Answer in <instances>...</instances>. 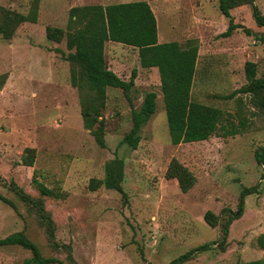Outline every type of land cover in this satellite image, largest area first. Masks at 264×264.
I'll list each match as a JSON object with an SVG mask.
<instances>
[{
	"label": "rangeland",
	"instance_id": "1",
	"mask_svg": "<svg viewBox=\"0 0 264 264\" xmlns=\"http://www.w3.org/2000/svg\"><path fill=\"white\" fill-rule=\"evenodd\" d=\"M132 1L150 5L161 41L199 40L192 97L220 107L235 124L232 116L240 105L249 123L243 133L173 146L157 70L142 68L135 49L108 44L109 69L125 81L135 69L136 90L129 102L119 89H107L102 112L107 122L105 147L95 143L83 127L78 93L68 80L65 43L48 41L45 29L65 28L73 6ZM35 2V24H22L11 40L0 36V76L7 75L0 91V195L12 203L0 200V239L23 230L44 257L65 259L50 249L35 213L9 187L14 183L37 196L39 183L65 194L59 199L45 197V207L55 223L56 240L71 246L78 264H168L216 241L219 225L208 227L205 212L222 216L223 209L235 211L241 190L256 185L258 192L244 198L242 216L229 226L226 251L212 249L186 264L263 260L264 251L256 247L255 239L264 234V166L257 164L254 154L264 150V116L245 95L224 101L207 97L243 86L246 62L258 65V76L264 73V43L255 37L264 36V27L256 26L250 9L243 6L231 14L234 23L252 35L237 29L224 37L228 22L217 9L218 0H0V5L27 14ZM254 2L264 14V0ZM148 91L157 94L156 110L133 150L122 139L131 128V109L139 108ZM249 111L258 114L252 117ZM28 148L35 153L32 167L22 165ZM115 157L124 162L125 198L102 187L90 189L91 179H102L105 163ZM172 157L196 179L187 193L180 191L176 180L164 178ZM30 257L22 247H0V264H25Z\"/></svg>",
	"mask_w": 264,
	"mask_h": 264
},
{
	"label": "trees",
	"instance_id": "2",
	"mask_svg": "<svg viewBox=\"0 0 264 264\" xmlns=\"http://www.w3.org/2000/svg\"><path fill=\"white\" fill-rule=\"evenodd\" d=\"M38 4L35 2L27 14L10 10L0 5V36L11 40L17 29L24 23L37 22ZM250 9V14L257 27H264V14H261L254 0H218L217 9L227 20V29L222 36H230L237 29H242L247 35H252L250 29L235 24L231 12L240 7ZM46 39L54 43H65L68 50L65 59L69 65V81L71 87L78 93L80 116L85 130L94 138L95 143L105 147L106 120L103 110L107 100V89H119L124 97L131 102L130 93L135 91L136 71L133 69L128 80L121 79L107 65L104 47L106 42H114L132 47L137 51L139 64L142 68H156L159 76V89L162 95L166 113L170 143L177 146L182 143H193L208 140L213 136L232 137L243 133L249 123L242 114V108L237 107L235 115L238 123L226 118L220 107L206 105L193 99L192 88L197 72L199 40L192 38L183 42H158L157 21L150 5L146 1H132L109 4H90L73 6L68 11L65 28L47 26ZM264 43L263 35H256ZM258 65L254 62L244 64L246 83L239 89L227 94H209L208 98L231 100L236 95H245L248 103L264 116V73L258 76ZM7 75L0 76V91L6 83ZM155 91L144 94L138 109H131V128L122 139V143L135 150L140 141V130L149 121L156 110ZM242 104L241 97L237 98ZM231 113L227 114L230 116ZM253 117L258 113L250 112ZM227 122V123H226ZM22 165L32 167L34 149H25ZM29 153V155H28ZM255 159L258 165L264 166V150L256 151ZM164 178L176 180L182 193H187L195 184L194 175L177 159L170 160ZM264 179V174L262 175ZM124 162L121 158H113L104 165L102 179H91L90 189L100 187L119 193L126 197L123 190ZM34 183L35 180H34ZM39 195L32 196L15 185L11 190L29 211L36 216L39 226L53 252H61L65 259L44 257L35 244L23 230L12 233L0 239V247L19 246L29 250L31 257L25 264H78L72 256V248L68 244L58 243L55 236L54 221L50 211L45 207V197L64 198L58 188L49 189L36 183ZM257 186L244 187L239 196L237 209H223L221 215L211 211L205 212L203 219L208 227H219V237L216 241L197 246L170 261L168 264H186L198 255L216 249L225 252L229 246V229L233 221L243 214L244 198L257 193ZM0 200L12 203L0 195ZM221 216V217H220ZM255 245L264 251V234H259ZM235 264H264V259Z\"/></svg>",
	"mask_w": 264,
	"mask_h": 264
},
{
	"label": "crops",
	"instance_id": "3",
	"mask_svg": "<svg viewBox=\"0 0 264 264\" xmlns=\"http://www.w3.org/2000/svg\"><path fill=\"white\" fill-rule=\"evenodd\" d=\"M158 42L161 43V42H165V41H161L160 38H159V35H158ZM108 44H110V46H112V47L123 46V45H121V44L114 43V42H106V43H105V47H104L105 56H106V54H107V53H106V52H107V48L109 47ZM125 47H126V46H125ZM126 48H131V49H133L132 47H126ZM134 51H135V50H134ZM136 52H137V51H136ZM152 69H156V68H151V70H152ZM156 70H157V69H156ZM113 72H114V70H113Z\"/></svg>",
	"mask_w": 264,
	"mask_h": 264
}]
</instances>
